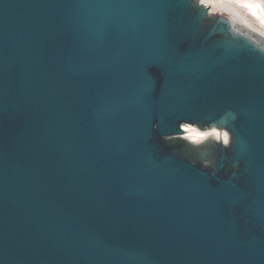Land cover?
Listing matches in <instances>:
<instances>
[{
	"label": "water",
	"instance_id": "water-1",
	"mask_svg": "<svg viewBox=\"0 0 264 264\" xmlns=\"http://www.w3.org/2000/svg\"><path fill=\"white\" fill-rule=\"evenodd\" d=\"M0 264H264V35L206 0H0Z\"/></svg>",
	"mask_w": 264,
	"mask_h": 264
},
{
	"label": "bare ground",
	"instance_id": "bare-ground-1",
	"mask_svg": "<svg viewBox=\"0 0 264 264\" xmlns=\"http://www.w3.org/2000/svg\"><path fill=\"white\" fill-rule=\"evenodd\" d=\"M206 1L212 5L216 3L231 2L237 7H239L244 12V14L248 18H250V20L253 19L259 24L264 25V3L262 0H206Z\"/></svg>",
	"mask_w": 264,
	"mask_h": 264
},
{
	"label": "rangeland",
	"instance_id": "rangeland-1",
	"mask_svg": "<svg viewBox=\"0 0 264 264\" xmlns=\"http://www.w3.org/2000/svg\"><path fill=\"white\" fill-rule=\"evenodd\" d=\"M264 3V0H262ZM217 4V3H216ZM220 4H224L226 6H228L229 8L233 9L239 16H241L251 27H253V29L259 33H261L262 35H264V25L259 24L258 22H256L255 20L248 18L244 12L237 7L236 5H234L231 2H225V3H220ZM243 12V13H242ZM258 24H256V23ZM260 25V26H259Z\"/></svg>",
	"mask_w": 264,
	"mask_h": 264
}]
</instances>
